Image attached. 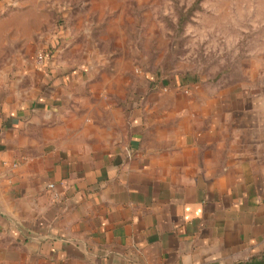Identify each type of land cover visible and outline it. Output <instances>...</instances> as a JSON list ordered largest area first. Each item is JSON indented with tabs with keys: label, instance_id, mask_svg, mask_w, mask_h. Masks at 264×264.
Wrapping results in <instances>:
<instances>
[{
	"label": "crops",
	"instance_id": "obj_1",
	"mask_svg": "<svg viewBox=\"0 0 264 264\" xmlns=\"http://www.w3.org/2000/svg\"><path fill=\"white\" fill-rule=\"evenodd\" d=\"M47 65L0 98V264H264V86Z\"/></svg>",
	"mask_w": 264,
	"mask_h": 264
},
{
	"label": "rangeland",
	"instance_id": "obj_2",
	"mask_svg": "<svg viewBox=\"0 0 264 264\" xmlns=\"http://www.w3.org/2000/svg\"><path fill=\"white\" fill-rule=\"evenodd\" d=\"M47 62L143 97L264 86V0H0V98L43 86Z\"/></svg>",
	"mask_w": 264,
	"mask_h": 264
},
{
	"label": "built area",
	"instance_id": "obj_3",
	"mask_svg": "<svg viewBox=\"0 0 264 264\" xmlns=\"http://www.w3.org/2000/svg\"><path fill=\"white\" fill-rule=\"evenodd\" d=\"M48 187H49L50 189H54V184H50Z\"/></svg>",
	"mask_w": 264,
	"mask_h": 264
}]
</instances>
